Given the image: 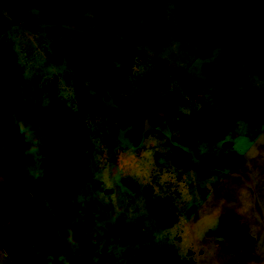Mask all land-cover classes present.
I'll return each instance as SVG.
<instances>
[{"label": "rangeland", "instance_id": "obj_1", "mask_svg": "<svg viewBox=\"0 0 264 264\" xmlns=\"http://www.w3.org/2000/svg\"><path fill=\"white\" fill-rule=\"evenodd\" d=\"M22 1L15 20L13 1L0 0V40L14 48L42 103L78 115L91 172L113 191L98 195L111 213L143 221L158 243L195 264H264V52L255 64L239 61L246 44L259 51V34L231 30L202 59L205 28L177 11L181 0H161L155 20L131 17L110 0ZM14 120L0 83V264H44L32 247L61 250L57 234L77 215L76 235L96 243L86 242L89 254L75 264H136L80 211L57 208L55 159L47 157L43 181L21 184L24 146ZM208 120L217 130L197 127ZM45 199L55 222L42 209L30 225L55 236L30 238L20 214Z\"/></svg>", "mask_w": 264, "mask_h": 264}, {"label": "trees", "instance_id": "obj_2", "mask_svg": "<svg viewBox=\"0 0 264 264\" xmlns=\"http://www.w3.org/2000/svg\"><path fill=\"white\" fill-rule=\"evenodd\" d=\"M110 1L126 6L131 17L142 20L158 19L163 10L161 0ZM176 8L178 12H184L205 28L203 33L205 41L198 55L199 58L209 57L214 49L224 44L226 33L236 30L242 33L256 31L261 41L259 51L253 44H246L239 61L255 64L262 60L259 52H264L263 1L239 5L236 0H181L176 4ZM13 14L15 20L22 19L24 15L23 12L16 10H13ZM258 69L263 70L261 66ZM0 83L9 100L14 104L16 119H35L43 116L52 122L54 131L48 159H55L57 163L55 168L59 165L61 169V184L54 187L51 192L57 208L69 212L80 211L90 227L99 231L110 247L132 255L136 264H195L193 260L183 259L175 250L158 243L156 238L146 231L143 221H130L123 212L116 215L111 213L109 204L98 195L103 192L111 194L113 191L105 190L103 183L91 172L90 157L78 115L72 109L61 105L42 103L43 107H41V95L30 80H24L16 51L2 40H0ZM206 124L217 130V123L214 120L203 122L197 127ZM210 139L218 140L213 137ZM10 163L13 167L14 163ZM2 173L7 177L5 171ZM3 189L14 197L15 190L8 187ZM77 190H82L86 198L83 207L73 203L74 193ZM35 204L33 201L32 207L20 214L25 224L21 226L28 228L30 238L37 233H46L45 235L54 237L55 234L51 231L30 225L38 223L43 214L42 208ZM97 223L102 227L97 229ZM22 232L26 231L22 230ZM86 262L94 263L88 259Z\"/></svg>", "mask_w": 264, "mask_h": 264}, {"label": "clouds", "instance_id": "obj_3", "mask_svg": "<svg viewBox=\"0 0 264 264\" xmlns=\"http://www.w3.org/2000/svg\"><path fill=\"white\" fill-rule=\"evenodd\" d=\"M30 77L25 74L24 80L28 81ZM41 107H43L41 101ZM13 126L16 129L17 135L20 137L23 144V167L20 172L21 184L28 181L37 182L43 181L47 175V157L51 147V140L53 135L52 122L46 117H39L35 119H16L13 121ZM85 196L82 190H77L74 193L73 203L85 205ZM42 209L48 217L55 222L54 207L50 199H45L40 202ZM82 217L77 215L72 218V227L66 228L63 234H57V239L63 243V248L54 254L43 255L41 250L37 247H32L31 254L35 257L42 258L44 264H75L76 261L82 259L86 254V242L95 245L94 235L86 237H78L73 230L75 227H80ZM114 223V221H111ZM102 225L97 223L96 228H101ZM94 264H96L95 258Z\"/></svg>", "mask_w": 264, "mask_h": 264}, {"label": "water", "instance_id": "obj_4", "mask_svg": "<svg viewBox=\"0 0 264 264\" xmlns=\"http://www.w3.org/2000/svg\"><path fill=\"white\" fill-rule=\"evenodd\" d=\"M13 1V5L16 11H20L23 8V1L22 0H12ZM222 131L224 133L227 132V129L225 127L219 129V133H222Z\"/></svg>", "mask_w": 264, "mask_h": 264}, {"label": "crops", "instance_id": "obj_5", "mask_svg": "<svg viewBox=\"0 0 264 264\" xmlns=\"http://www.w3.org/2000/svg\"><path fill=\"white\" fill-rule=\"evenodd\" d=\"M2 234H3V233H2ZM2 234H1V235H2Z\"/></svg>", "mask_w": 264, "mask_h": 264}]
</instances>
